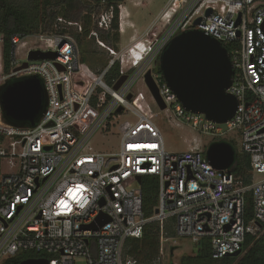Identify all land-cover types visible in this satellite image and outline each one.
<instances>
[{
  "label": "built area",
  "instance_id": "2783aa9c",
  "mask_svg": "<svg viewBox=\"0 0 264 264\" xmlns=\"http://www.w3.org/2000/svg\"><path fill=\"white\" fill-rule=\"evenodd\" d=\"M91 18L96 30L88 38L108 56L98 71L82 61L70 34L82 32L79 22L12 37L8 71L0 35V87L35 77L45 104L34 126L21 127L5 120L0 101V264L25 251L50 256L44 258L48 264H137L124 256L125 242L141 238L150 222L159 225L160 262L164 244L175 242L166 231L169 220L176 238L208 240L214 260L242 252L246 236H259L264 225V0H168L139 38L119 48L98 37L111 28L112 8ZM132 27L118 19V34ZM189 29L217 40L230 57L234 74L227 93L237 107L224 124L188 115L161 74L152 73L171 40ZM30 51L56 58L28 60ZM116 66V77L108 81ZM148 71L164 110L145 82ZM165 110L214 142L234 139L249 156L251 185L242 186L229 169L212 168L200 148L166 151L154 123ZM97 133L116 136L118 150H93L90 140ZM138 177L157 180L150 218L142 212ZM247 192L253 200L249 222Z\"/></svg>",
  "mask_w": 264,
  "mask_h": 264
},
{
  "label": "water",
  "instance_id": "95a60500",
  "mask_svg": "<svg viewBox=\"0 0 264 264\" xmlns=\"http://www.w3.org/2000/svg\"><path fill=\"white\" fill-rule=\"evenodd\" d=\"M211 10H207L208 17ZM197 19L194 25H198ZM239 22V16L237 23ZM53 52L30 51L28 60L55 59ZM161 76L167 87L175 94L185 111L203 115L215 124H224L234 115L237 107L235 97L227 93L233 79V66L224 48L217 40L198 29H189L176 35L158 59ZM26 63L23 64V67ZM125 80L121 77L114 89ZM145 82L161 110L165 109L150 71ZM130 98V97H128ZM0 101L6 121L34 126L44 108L40 81L26 78L0 87ZM205 158L218 171L230 169L235 151L227 142H214L205 151ZM137 181L140 183L141 178ZM157 213V210L155 211ZM108 219L103 218L102 223ZM241 251L229 257H238ZM19 264H48V260L27 259Z\"/></svg>",
  "mask_w": 264,
  "mask_h": 264
},
{
  "label": "trees",
  "instance_id": "16d2710c",
  "mask_svg": "<svg viewBox=\"0 0 264 264\" xmlns=\"http://www.w3.org/2000/svg\"><path fill=\"white\" fill-rule=\"evenodd\" d=\"M77 1L85 2L88 6V12L85 13L81 22L82 32L70 34L78 46L83 49L85 62L92 70L98 67H104L107 60L96 58L95 51L85 49L87 40L91 30L96 26L91 20V13L97 9L99 12L107 11L109 8L113 10V20L111 28L107 31H98V37L107 45L117 48L119 43L118 34V8L124 4V0H0V35L4 38L3 58L6 71L9 70V60L12 53V45L10 39L14 36L21 38L28 35L51 32L52 25L57 16L62 15L67 20H75L76 15H72V11L81 13L76 10ZM87 1V2H86ZM80 23V22H79ZM93 40V39H91ZM94 41V40H93ZM118 66L113 68L108 76V81L116 77ZM158 74H161L158 69ZM11 81L8 82L10 84ZM13 125L21 127H29L25 123H13ZM234 151V163L230 167L233 177L244 187L251 185L252 172L250 169L249 156L236 149L237 142L234 139L227 141ZM140 191L142 196V212L145 218H150L154 214L157 205V180L155 177H142L140 182ZM245 221L252 219L253 200L250 192L245 194ZM197 251L192 256L182 257L178 264H264V225L261 226L259 236L247 235L243 244L242 252L238 257H225L214 260L211 257V248L208 240L203 239L197 243ZM159 225L155 222L146 224L143 229L141 238L128 239L125 242L124 256L134 259L137 264H155L159 256ZM50 258V256L33 251L19 252L14 257L7 259L3 264H19L27 259Z\"/></svg>",
  "mask_w": 264,
  "mask_h": 264
},
{
  "label": "rangeland",
  "instance_id": "374dc122",
  "mask_svg": "<svg viewBox=\"0 0 264 264\" xmlns=\"http://www.w3.org/2000/svg\"><path fill=\"white\" fill-rule=\"evenodd\" d=\"M85 1V0H82ZM168 0H124V4L118 8L119 17L121 18L123 24H132V28H125L123 35L119 33V43L117 47L125 46L131 37L139 38L145 28L150 24L154 18L160 13L164 5ZM87 2V1H86ZM88 6L85 2L77 1L76 10H80L81 13L71 12L76 21L82 22L84 19L85 13L88 12ZM103 9L99 12L97 9L91 13L92 15H98L102 13ZM61 19V22L60 20ZM92 20V18H91ZM69 21L67 18L62 15L57 16L54 20L56 27H59L60 24H65L64 22ZM75 20H72L74 22ZM120 21V20H119ZM54 26V25H53ZM28 40V39H27ZM87 46L85 49H91L95 51L97 55L96 58L108 60L107 54L97 48L93 40H87ZM19 53H23V49L19 47ZM81 56L84 55L83 49L79 47ZM84 57V56H83ZM159 59V58H158ZM156 59L154 65H152V73H158L159 62ZM21 63L24 62V58H20ZM98 67L95 71H98ZM154 111L156 109L152 108ZM188 115L193 113L187 112ZM154 123L159 128L163 140L165 150L172 153L185 152L191 148H200L204 152L214 141L210 139L209 136H206L189 125L185 118H176L170 110H165L158 114L154 119ZM230 141V139H229ZM90 146L93 150H100L102 152H116L119 146V140L116 136H103L99 133L95 134L90 140ZM238 146V143L237 145ZM239 150V146L235 147ZM203 152V156L205 153ZM259 178V177H255ZM166 231L168 235L172 237L174 241H169L164 244V255L161 258L160 262L156 261L155 264H178L179 260L184 256H192L197 251V244L190 242L186 239L176 238L174 234V229L172 221L169 220L166 222ZM76 264H85L84 261H76Z\"/></svg>",
  "mask_w": 264,
  "mask_h": 264
},
{
  "label": "crops",
  "instance_id": "0c3cea01",
  "mask_svg": "<svg viewBox=\"0 0 264 264\" xmlns=\"http://www.w3.org/2000/svg\"><path fill=\"white\" fill-rule=\"evenodd\" d=\"M146 29V28H145Z\"/></svg>",
  "mask_w": 264,
  "mask_h": 264
}]
</instances>
